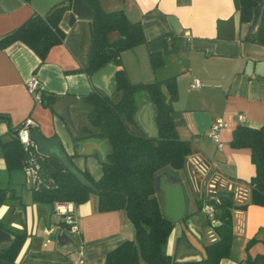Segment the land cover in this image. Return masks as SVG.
I'll list each match as a JSON object with an SVG mask.
<instances>
[{"label": "crops", "instance_id": "crops-1", "mask_svg": "<svg viewBox=\"0 0 264 264\" xmlns=\"http://www.w3.org/2000/svg\"><path fill=\"white\" fill-rule=\"evenodd\" d=\"M97 1L104 12H111L105 8L110 6L107 0ZM116 2L128 21L140 24L145 39L144 44L121 54L129 82L175 79L177 99L172 104L173 121L178 138L191 146L182 170L165 168L155 176V196L168 220L165 213L183 201V217L174 223L165 254L172 264H203L205 248L217 241L213 230L217 225L210 223L202 208L224 198L232 201L234 223L230 258L220 264H245L247 256L264 257V207L250 202L248 182L255 175L251 153L249 149L230 146L238 126L264 127V47L254 43L250 24L241 25L235 0ZM34 14L38 13L31 4L22 0H0V38ZM69 15L70 12L64 15L59 27L66 35L65 41L80 37L76 56L65 41L52 47L43 63L20 44L5 50L0 47V137L8 140L11 130L30 120L34 130H39L45 138L59 139L79 171H87L98 180L102 176L100 163L109 152L108 143L97 138L73 141L87 126L83 118L87 117L89 108L81 98L98 90L87 75L77 72L85 60L89 20L76 18L69 24ZM169 18L175 20L176 32L170 27ZM151 54L162 59V65L155 70L151 66ZM32 78L39 81L43 93L77 99V105L70 107L76 132L51 109L34 100L26 86ZM102 81L111 93L112 79ZM196 81L199 86L193 87ZM136 103L133 130L147 134L146 121L155 127L154 108L143 93L136 96ZM238 116L243 120L239 121ZM217 119L225 122L220 132V150L208 137L209 127ZM0 172L5 173L0 185L18 198L16 190L25 183L23 170L7 174L0 154ZM94 197L75 205L79 233L74 236L62 226L55 206L53 217L47 219L44 206L36 205L30 212L25 208L16 213L14 206L3 205L0 226L12 231L24 230L26 234L15 264H76L79 260L84 264H104L109 251L133 240V228L124 212L99 213ZM28 216L33 225L31 233L27 230ZM60 234L72 243L57 244ZM250 240L255 243L246 252ZM7 245L1 244L0 249Z\"/></svg>", "mask_w": 264, "mask_h": 264}, {"label": "trees", "instance_id": "trees-1", "mask_svg": "<svg viewBox=\"0 0 264 264\" xmlns=\"http://www.w3.org/2000/svg\"><path fill=\"white\" fill-rule=\"evenodd\" d=\"M22 1L26 4L31 2ZM61 1L46 15L34 14L20 27L1 37L0 47L5 50L20 44L43 63L49 50L66 39L59 25L64 15L71 11L72 0ZM83 1L91 8L94 17L88 21L85 60L77 72L90 78L109 65L115 67V72L110 95L95 90L81 98L89 108L87 126L82 129L83 134L73 141L90 138L105 140L109 152L100 163V179L95 180L87 171H80L90 187L81 185L56 160L35 153L40 166V183L30 189L32 200L36 204L54 208L56 204L64 203L81 205L95 196L99 213L123 211L134 232L133 240L122 242L106 254L104 264H172L164 248L174 224L162 214L155 196V176L165 168L182 170L186 158L191 154L190 143L178 138L173 121L172 104L177 99L175 79L131 84L120 57L123 52L145 43L140 24L131 23L122 12H104L97 0ZM256 1L259 0H235L241 25L251 23ZM260 1H263V8L253 41L264 47V0ZM69 18V24L76 20L71 13ZM111 35H116V38L109 40ZM150 62L153 70L162 65V59L157 54L150 55ZM139 93H145L154 108L155 139L133 130L136 96ZM40 98V103L51 109L57 95L40 91ZM8 135V140L0 137V154L5 171L10 174L23 169L27 154L17 137V129L11 130ZM230 146L250 150L251 163L255 168V175L248 182L250 202L264 207V127L253 129L238 126ZM14 199L12 191L0 185V208ZM208 204L216 208L219 225L213 227L217 241L205 248L203 264H220L222 260L230 258L233 204L231 200ZM0 229L13 237L9 245L0 249V260L15 264L26 240L25 231H12L2 226ZM254 243L255 240L247 243L246 252ZM245 264H264V257L251 259L247 256Z\"/></svg>", "mask_w": 264, "mask_h": 264}, {"label": "water", "instance_id": "water-1", "mask_svg": "<svg viewBox=\"0 0 264 264\" xmlns=\"http://www.w3.org/2000/svg\"><path fill=\"white\" fill-rule=\"evenodd\" d=\"M61 0H31L30 4L32 8L38 13V15L44 16L48 12L51 11L55 6L61 4ZM255 8L253 10V16L250 23V32L253 36L256 33L262 8L263 1H256L254 3ZM70 13L78 19H92L94 17V13L91 8L83 1V0H72L71 11ZM168 23L174 32L177 31L175 28V20L172 18L168 19ZM80 41V37L77 38H68L65 41V44L71 50V52L76 56L79 54L78 44ZM115 72V67L109 65L105 66L96 73H94L90 77V81L92 84L101 92L110 95L111 93L108 91L107 87L103 83V78L106 80H110L113 78V74ZM163 98L167 101V97L163 93ZM73 105H77V99L71 96H62L56 98L51 106V110L60 117L73 132H76L75 125L71 118L70 107ZM144 127L147 131V134L150 138L155 139L157 137L156 129L149 122L144 123ZM29 138L31 142L37 149V152L45 157L56 160L66 172L70 173L81 185L85 187H90L89 183L86 179L83 178L80 171L74 166L71 162L65 151L63 150L61 143L58 138L47 139L45 138L39 130H32L29 134ZM221 202H227L226 199L220 198ZM175 207L172 208L168 213H165L169 217V221L173 224L181 219L183 216L181 214L183 210V201L180 200L177 202ZM165 212V211H164ZM217 219V216H216ZM13 240V237L6 233L3 230H0V245L1 244H10ZM57 244H67L72 243V240L65 236L64 234H60L56 238ZM0 264H8L0 260Z\"/></svg>", "mask_w": 264, "mask_h": 264}, {"label": "built area", "instance_id": "built-area-1", "mask_svg": "<svg viewBox=\"0 0 264 264\" xmlns=\"http://www.w3.org/2000/svg\"><path fill=\"white\" fill-rule=\"evenodd\" d=\"M27 90L33 96L37 103L41 102L40 98V86L39 81L36 78H32L27 83ZM199 83L196 81L193 87H198ZM238 120L242 121L243 117L238 116ZM225 127V122L222 119L215 120L209 127L208 137L217 145L220 150L222 144L220 142V132ZM34 123L30 120L25 121L17 128V137L20 143L24 146L26 152V158L24 161L23 172L25 175V185L32 189L36 188L40 183L39 176V161L35 153L37 152L36 147L31 142L29 138L30 132L34 129ZM215 203H220V200L215 201ZM55 210L58 216L61 217L63 227L68 234L74 236L79 233V227L77 224V213L75 211V205L73 203L56 204ZM202 212L206 218L215 225H219L216 219V208L213 205L206 204L202 208ZM76 264H84L83 260H79Z\"/></svg>", "mask_w": 264, "mask_h": 264}, {"label": "rangeland", "instance_id": "rangeland-1", "mask_svg": "<svg viewBox=\"0 0 264 264\" xmlns=\"http://www.w3.org/2000/svg\"><path fill=\"white\" fill-rule=\"evenodd\" d=\"M104 1V0H103ZM107 2L110 3V6H106L105 8L108 9V10H111V12H121V9L119 7V4L118 2H116V0H107ZM116 38V35H111L109 37V40H114ZM87 41H88V38H87ZM145 94V93H143ZM83 121H86V118H83ZM5 175L4 172H0V182L3 181V176ZM16 195L18 198L14 199V200H10L9 202H7L6 204L7 205H11V206H14L15 209H16V213H18V211H24V209L26 208V211L30 212L31 208L32 207H35L36 205H40V204H36L33 202L32 200V193L31 191L27 188V186L25 185V183L23 184H20L16 190ZM94 196H91L90 198H93ZM95 198V197H94ZM5 206V205H4ZM40 206H44L47 210V215H46V218H50L53 217V212H54V208L52 206H49V205H40ZM204 217V216H203ZM55 218V217H54ZM56 219V218H55ZM44 223V222H43ZM234 223V222H233ZM26 224H27V230H28V233H31L32 232V229H33V225H32V221L30 219V217L28 216L27 217V221H26ZM35 231V229H34ZM54 238V236L52 237Z\"/></svg>", "mask_w": 264, "mask_h": 264}]
</instances>
